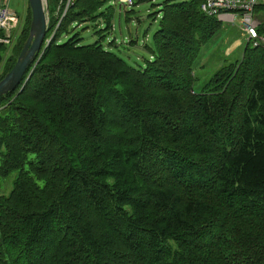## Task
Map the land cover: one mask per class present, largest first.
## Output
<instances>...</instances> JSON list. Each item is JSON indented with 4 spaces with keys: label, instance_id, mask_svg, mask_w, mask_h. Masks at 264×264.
Returning a JSON list of instances; mask_svg holds the SVG:
<instances>
[{
    "label": "trees",
    "instance_id": "obj_1",
    "mask_svg": "<svg viewBox=\"0 0 264 264\" xmlns=\"http://www.w3.org/2000/svg\"><path fill=\"white\" fill-rule=\"evenodd\" d=\"M112 1L76 0L57 28L52 17L38 63L0 97V188L18 171L0 194V264H264V43L223 55L196 91L226 26L205 0H164L136 66L61 39L91 19L109 30ZM28 12L0 45V80Z\"/></svg>",
    "mask_w": 264,
    "mask_h": 264
},
{
    "label": "rangeland",
    "instance_id": "obj_2",
    "mask_svg": "<svg viewBox=\"0 0 264 264\" xmlns=\"http://www.w3.org/2000/svg\"><path fill=\"white\" fill-rule=\"evenodd\" d=\"M163 1L164 0L136 1L135 5H125L112 1L110 4L112 6L111 10L113 11V20L112 27L109 30L99 31V29L106 26V23L101 20L96 21L97 19H91L80 25L77 23L71 24L68 31L64 33L61 39L62 41H65L70 37L78 35L81 44H89L99 41L121 57L125 58L130 64L135 66L138 63L144 64L145 58H150V54L144 49L143 43L145 41L150 43L154 32L158 28L159 17L157 16L153 19V16L155 14L158 15V12H160V9L162 8ZM49 2L51 4L50 11L51 13H54L57 11L61 0H49ZM28 6V0H12L11 2V7L14 8L22 18L20 29L26 21V15L29 13ZM238 21L239 19L235 20V26H233L231 22L223 21L227 27L225 26L221 36L216 37L205 46L204 53L208 55L209 61L207 65H204L205 59H203L196 68V74L200 76V80L197 79L194 83L196 91L201 89L204 84V79L208 75L207 79L211 77L217 68L216 65L219 64L224 56L227 57L225 49L222 51V45L224 44L222 40L226 36L229 28H231L235 36H238ZM231 40V33H229L228 43H232ZM243 41H246V39H243ZM13 44H15V42L11 43L10 47H12ZM243 45H245L244 42L241 46ZM10 53L11 50L8 51V54ZM237 56H240V51L229 56V59L234 60ZM17 175L18 171H14L7 178L2 180L0 194H8L11 191Z\"/></svg>",
    "mask_w": 264,
    "mask_h": 264
},
{
    "label": "built area",
    "instance_id": "obj_3",
    "mask_svg": "<svg viewBox=\"0 0 264 264\" xmlns=\"http://www.w3.org/2000/svg\"><path fill=\"white\" fill-rule=\"evenodd\" d=\"M47 25L49 27L51 18L58 20L57 28L66 14L67 10L72 7L76 0H61L57 11L51 13L50 2ZM114 2L134 5L137 0H113ZM262 0H205L201 9L208 15H214L221 21L231 22L234 24L239 19L242 34L245 36L247 43L253 46L264 43V35L258 32L259 21L256 16V6ZM12 0H0V45H10L15 42L20 31L22 18L20 14L11 7ZM63 10V13H60Z\"/></svg>",
    "mask_w": 264,
    "mask_h": 264
},
{
    "label": "water",
    "instance_id": "obj_4",
    "mask_svg": "<svg viewBox=\"0 0 264 264\" xmlns=\"http://www.w3.org/2000/svg\"><path fill=\"white\" fill-rule=\"evenodd\" d=\"M28 2L32 11V20L30 24L29 36L26 39L14 66L0 80V97L9 92L14 91L20 85L28 68L31 65L35 66L38 63L41 54L43 53V51L51 40V38L46 40V35L48 31L47 21L49 13L47 1L28 0ZM32 71L33 70H31V72L28 74V77L22 84L21 89L26 84Z\"/></svg>",
    "mask_w": 264,
    "mask_h": 264
},
{
    "label": "crops",
    "instance_id": "obj_5",
    "mask_svg": "<svg viewBox=\"0 0 264 264\" xmlns=\"http://www.w3.org/2000/svg\"><path fill=\"white\" fill-rule=\"evenodd\" d=\"M262 1L264 2V0H262ZM255 17L258 19V21L260 23L261 19L264 18V14L261 12H257ZM233 26H235V25L233 24ZM238 28H239V32H237L238 36H235L234 34L231 35V38H232L231 42L232 43H228V36L225 39L227 42V47L225 48V54L228 56H232L233 54L237 53L238 51H240V53L242 54V51L244 49V45L243 46H241V45L243 44V42L245 44V41H243V39L245 40V36L242 34V31H240L241 30L240 22L238 23ZM229 29H231V28H229ZM240 34H241V36H240Z\"/></svg>",
    "mask_w": 264,
    "mask_h": 264
}]
</instances>
